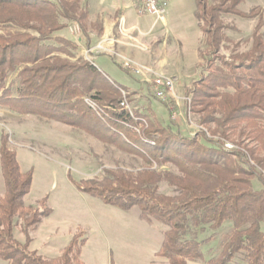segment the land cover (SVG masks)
Wrapping results in <instances>:
<instances>
[{
  "label": "trees",
  "instance_id": "trees-1",
  "mask_svg": "<svg viewBox=\"0 0 264 264\" xmlns=\"http://www.w3.org/2000/svg\"><path fill=\"white\" fill-rule=\"evenodd\" d=\"M245 1L195 0L206 51L201 52L203 71L186 94L192 97L191 110L199 125L213 128V135L223 138L240 132L257 145L230 151L205 133L184 136L173 129L174 121L165 125L153 112L130 113L121 105L128 87L110 80L90 62H72L75 55L68 49L72 41L55 35L67 28L65 22L76 20L77 0H0V106L85 130L142 157L148 165L143 170H106L102 179L77 186L122 211L138 207L143 221L165 226L158 257L169 264L202 260L203 241L198 235L206 229L218 231L227 221L232 229L214 264L235 260L264 264V188H254V180L264 186V20L259 7L242 12L239 6ZM224 15L259 18L252 47L229 58L220 54L226 39ZM7 27L17 30L1 32ZM82 29L86 33V27ZM11 75H16L15 80L7 86ZM86 99L95 102L103 114ZM0 159L5 182L0 195V260L8 264H85L81 257L88 239L80 240L81 232L73 235L59 257L46 258L30 250L31 234L53 210L47 197L38 209L25 204L33 172L22 171L5 133ZM167 165L177 172L163 170ZM161 183L173 188L174 195L161 193ZM17 219L22 221L24 244L14 235Z\"/></svg>",
  "mask_w": 264,
  "mask_h": 264
},
{
  "label": "rangeland",
  "instance_id": "rangeland-1",
  "mask_svg": "<svg viewBox=\"0 0 264 264\" xmlns=\"http://www.w3.org/2000/svg\"><path fill=\"white\" fill-rule=\"evenodd\" d=\"M97 1L77 0L76 20L65 22L67 28L55 35L72 41L73 46L68 48L75 55L72 62L82 59L96 63L107 78L128 87L129 92H123V96L130 113L151 115L153 112L165 125L174 121L176 126L173 129L184 136L195 137L205 133L207 138L221 142L225 148L226 144L232 145L227 148L230 151H244L257 146L241 137L240 132L231 134L229 138L213 135V128L199 125L198 116L191 110L192 97L186 92L203 71L201 52L206 51L196 17L195 0H169L165 22L159 24H155L150 16H139L135 10L125 13L127 22L120 15H107V20L114 22L112 44L108 40L101 41L105 18L99 14ZM104 1L110 5L117 0ZM257 7L262 9L264 20V0H246L239 6L244 13H250ZM258 20L222 16L227 40L223 42L220 54L229 58L234 53L248 51L252 47ZM131 26L137 27L143 35L138 29L131 30ZM82 27H86V33ZM16 30L7 27L1 32L13 33ZM118 41L126 43V47L122 49L123 44ZM51 43L55 44L54 41ZM157 76L174 81V89L164 100L159 99L152 89ZM15 77L11 75L7 86L14 82ZM96 106L94 110L99 115L103 114ZM4 133L8 135L10 149L17 152L22 171L33 172V184L25 204L38 209L42 199L47 197L48 206L53 210L52 215L31 234L30 250H38L46 258L59 257L73 235L81 232L79 239H88L81 257L85 264H169L158 257L165 226L143 221L138 207L122 211L104 204L77 186L82 181L102 179L106 170H143L148 165L142 157L103 142L85 130L35 115H22L0 106V148ZM162 169L177 172L171 165ZM0 186L4 188L1 159ZM254 188L261 190L264 186L254 180ZM173 191L167 183L160 184L161 193L172 196ZM21 226L22 221L17 219L14 235L24 244L26 238ZM231 229L232 223L227 221L218 231L206 229L201 232L198 239L203 241L204 258L187 264H214ZM239 263L240 260L232 262ZM0 264L8 263L0 260Z\"/></svg>",
  "mask_w": 264,
  "mask_h": 264
},
{
  "label": "built area",
  "instance_id": "built-area-1",
  "mask_svg": "<svg viewBox=\"0 0 264 264\" xmlns=\"http://www.w3.org/2000/svg\"><path fill=\"white\" fill-rule=\"evenodd\" d=\"M130 3L132 8L139 16H150L154 18L155 24L165 22V16L167 14L169 0H122ZM102 49L101 47H99ZM152 89L161 100H164L168 94L174 89V81L171 78L164 76H157ZM89 106L96 109V104L91 100L87 101ZM123 107L128 109L126 101L121 103ZM129 110V109H128ZM232 145L226 144V147L230 149ZM226 148V149H227Z\"/></svg>",
  "mask_w": 264,
  "mask_h": 264
},
{
  "label": "crops",
  "instance_id": "crops-1",
  "mask_svg": "<svg viewBox=\"0 0 264 264\" xmlns=\"http://www.w3.org/2000/svg\"><path fill=\"white\" fill-rule=\"evenodd\" d=\"M96 4H97V9L99 11V14H101V16L103 18H105V25L103 27V37H102L101 41L108 40L109 42L111 41L110 44H112V41H114V39H113V37H114V22L112 23V21L107 20V18L108 17H114L116 15H120L124 18L125 22H127V19L125 18V13L133 11L134 9L130 5V3L126 2V1H122V0H117L115 3H112L110 5L106 4V2L104 0H98L96 2ZM107 15H108V17L106 18ZM106 21H108V22H106ZM129 28L131 30L138 29L137 27H134V26H131ZM139 32L143 35V33L140 30H139ZM118 42L123 44L122 49L124 47H126V43H123L122 41H118ZM95 65H96V63H95ZM3 189L5 190V182H4V188L1 189V186H0V194L4 191Z\"/></svg>",
  "mask_w": 264,
  "mask_h": 264
}]
</instances>
